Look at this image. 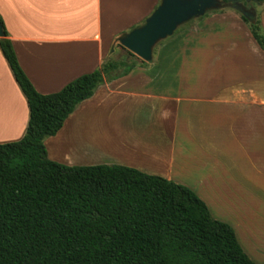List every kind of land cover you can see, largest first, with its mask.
I'll return each mask as SVG.
<instances>
[{"label":"crops","instance_id":"obj_1","mask_svg":"<svg viewBox=\"0 0 264 264\" xmlns=\"http://www.w3.org/2000/svg\"><path fill=\"white\" fill-rule=\"evenodd\" d=\"M160 1L0 0V15L21 67L35 89L47 95L98 69L116 39L142 25ZM195 21L196 33L186 30L167 39L151 65L105 83L81 103L57 135L45 140L48 157L84 166L61 155L64 146L94 154L95 165H123L167 178L194 191L217 220L231 217L212 213L203 193L216 202L220 194L236 193L234 200L243 197L237 206L243 209L225 223L239 243L242 235L249 257L264 264L259 224L264 219L259 218L264 50L235 12H211ZM261 24L264 31V11ZM29 118L27 100L0 49V143L19 141ZM253 191L260 193L256 202ZM246 192L248 201L241 194Z\"/></svg>","mask_w":264,"mask_h":264},{"label":"trees","instance_id":"obj_2","mask_svg":"<svg viewBox=\"0 0 264 264\" xmlns=\"http://www.w3.org/2000/svg\"><path fill=\"white\" fill-rule=\"evenodd\" d=\"M239 14L264 50L261 20ZM0 23V49L30 112L25 135L0 143V264H257L187 186L123 165L49 159L45 140L81 103L148 63L127 52L44 95L21 67L1 15Z\"/></svg>","mask_w":264,"mask_h":264},{"label":"water","instance_id":"obj_3","mask_svg":"<svg viewBox=\"0 0 264 264\" xmlns=\"http://www.w3.org/2000/svg\"><path fill=\"white\" fill-rule=\"evenodd\" d=\"M244 2L264 5V2L257 0H161L142 25L122 33L115 43L120 44L144 62L152 63L154 50L161 42L172 37L180 27L210 12L231 8L255 23L257 13L253 8H247ZM3 36V26L0 23V37ZM111 52H114V48Z\"/></svg>","mask_w":264,"mask_h":264},{"label":"rangeland","instance_id":"obj_4","mask_svg":"<svg viewBox=\"0 0 264 264\" xmlns=\"http://www.w3.org/2000/svg\"><path fill=\"white\" fill-rule=\"evenodd\" d=\"M249 8H253L254 10H255V12L257 13V19L259 18L260 20H261V14L263 13V11H264V5H262V6H259V5H257L256 3H253V4H251L250 5V7ZM236 13L237 15H238V17H240L241 18V15L237 12V11H235V10H233V9H231V8H225V9H222V10H219L218 11V13L219 14H222V15H225V14H227V13ZM211 13V12H210ZM242 19V18H241ZM243 21V20H242ZM244 22V21H243ZM197 22L195 21V22H192V23H188V24H186V25H184V26H182L177 32H175V34L172 36V37H174V36H176V35H178V34H181V33H183L184 31H186V30H191L192 32H195L196 33V31H197V28L195 27V24H196ZM244 24L247 26V29L250 31V29H249V26L244 22ZM263 27V26H262ZM263 30V29H262ZM264 32V31H263ZM172 37H170V38H172ZM166 41V40H165ZM164 43V42H163ZM163 43H161L160 45H158L156 48H155V50H154V60H155V57H156V55H157V53H158V51H159V49L161 48V46L163 45ZM127 52H129L127 49H125L124 47H122L120 44H117L116 46H115V48H114V52H111V54H110V56H109V58H112V59H114V60H116V59H120V58H122V56L123 55H125ZM136 58H137V60H138V62L140 63V62H144L142 59H140L139 57H137L136 56ZM153 60V61H154ZM147 63V62H146ZM149 65H151V63H148V66ZM147 66V67H148ZM139 67H142V66H139ZM146 67V66H145ZM242 73V72H241ZM83 127H81V128H79V130H81V131H79L77 134H76V138H77V140L79 141V139L80 140H83ZM85 133V132H84ZM74 137V136H73ZM60 152V154L61 155H63V156H70V157H72V158H74V159H80V160H82L83 162H84V166H88V165H95L96 163H94L95 161H94V159H92L95 155L94 154H89L90 152H83V153H76V152H73V151H70L69 149H65L64 148V146L61 148V150H59ZM253 178V180H254V176L252 177ZM226 194V193H225ZM234 194H236V193H233V192H231V193H228V195H222V194H220L221 196L219 197V199H220V201H218V202H216V200H214V198H213V196L212 195H208L206 192L205 193H203V195H205V197H207L208 198V202H209V206H210V209L212 210V213H214V214H221V215H224V216H226L227 215V217H231V219H218V220H221V221H224V222H230L231 220H234V218H232V215L233 214H237V211H238V208H241V209H243V207H237L238 206V204L240 203V202H242V200H243V197H241V200H234ZM242 195H244V199L245 200H247L248 201V199H247V197H248V193L246 192V193H241ZM252 194V196H251V201H254V202H256V199L257 198H259V194L260 193H255L254 191L252 192V193H250V195ZM230 197V199L228 198V197ZM221 202V203H220ZM257 202H259V201H257ZM264 206L262 207V211H260V213H259V218H264ZM258 209V208H257ZM237 220H240V219H236V221ZM235 221V222H236ZM259 224L264 228V219H261L260 220V222H259ZM239 236H240V243L242 242L243 244H244V241H243V237H242V235L241 234H239Z\"/></svg>","mask_w":264,"mask_h":264},{"label":"flooded vegetation","instance_id":"obj_5","mask_svg":"<svg viewBox=\"0 0 264 264\" xmlns=\"http://www.w3.org/2000/svg\"><path fill=\"white\" fill-rule=\"evenodd\" d=\"M244 4L247 6V8H249L251 5V4H247L246 2H244Z\"/></svg>","mask_w":264,"mask_h":264}]
</instances>
